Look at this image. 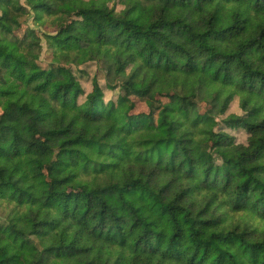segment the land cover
Listing matches in <instances>:
<instances>
[{
	"label": "trees",
	"instance_id": "trees-1",
	"mask_svg": "<svg viewBox=\"0 0 264 264\" xmlns=\"http://www.w3.org/2000/svg\"><path fill=\"white\" fill-rule=\"evenodd\" d=\"M0 264H264V0H0Z\"/></svg>",
	"mask_w": 264,
	"mask_h": 264
},
{
	"label": "rangeland",
	"instance_id": "rangeland-1",
	"mask_svg": "<svg viewBox=\"0 0 264 264\" xmlns=\"http://www.w3.org/2000/svg\"><path fill=\"white\" fill-rule=\"evenodd\" d=\"M63 19L62 18H56L53 15H47V14H42V17L39 20L35 19V16L32 14L31 17L28 19L27 24H25L22 29L19 31L18 34H23L26 32V29L32 28L35 31H37L39 34H42V32L50 33L53 34L57 30V28L63 24ZM42 51L40 53V57L38 59L39 64L43 68H48L51 63V50L43 40L42 43ZM79 68H81L84 73L81 75L79 78V82L84 88L85 93H87L91 89V79L92 76H95L98 79V82L100 85L103 87V93H104V101H107L109 99H115L116 95L118 93H121L124 96H128L131 98V100L134 101L135 107L133 109V112H147L148 108L144 103V99L136 96L135 94L129 92L128 90L121 88V87H116L114 89H109L104 86V79H103V74L100 72V70L97 69L96 64L93 62H89L86 64L81 65ZM78 73V71H75ZM83 99V96L79 98L81 101ZM228 112L232 113H237L238 112V107L236 101H233L232 104H230ZM235 137L236 141L238 142H244L246 139V134L242 130H232L230 131Z\"/></svg>",
	"mask_w": 264,
	"mask_h": 264
}]
</instances>
